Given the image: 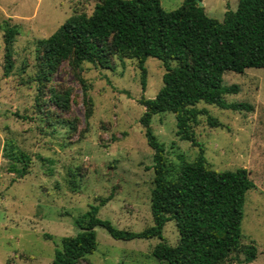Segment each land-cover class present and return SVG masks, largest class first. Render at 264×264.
I'll list each match as a JSON object with an SVG mask.
<instances>
[{"label": "rangeland", "instance_id": "rangeland-1", "mask_svg": "<svg viewBox=\"0 0 264 264\" xmlns=\"http://www.w3.org/2000/svg\"><path fill=\"white\" fill-rule=\"evenodd\" d=\"M96 2L0 0V264H53L61 238L78 233L75 219L90 206H97V217L117 229L141 232L153 225L154 153L139 122L145 110L139 101L158 94L165 72L161 62L147 59L145 89L136 61L116 59L111 70L83 65L86 91L66 62L49 83L41 87L36 81L24 84L35 79L38 43L62 26L75 9L90 14ZM182 2L159 0L166 12L178 9ZM201 2L206 15L217 21H222L227 11H235L238 4V0ZM6 26L16 30L9 76L3 71ZM24 62L28 67L22 71ZM223 84L240 88L238 94L226 96L229 103H247L253 111L239 113L199 103L195 108L208 114L199 116L194 126L199 146L179 139L171 113L156 114L150 127L175 167L181 159L193 161L202 147L212 170H247L254 188L245 194L241 243L256 248V259L249 264H264V69L225 72ZM53 91L69 94V109L61 119L72 122L74 131L56 123L60 111L50 101ZM86 99L93 103L88 120ZM208 118L220 127L211 128ZM5 141H13L31 159L23 178L8 170L3 157ZM109 196L112 199L100 206ZM95 234L96 251L79 264H162L152 255L160 243L158 238L118 241L102 227H96ZM163 241L176 246L178 233L173 221L166 223ZM231 263L238 264L236 259Z\"/></svg>", "mask_w": 264, "mask_h": 264}, {"label": "trees", "instance_id": "trees-1", "mask_svg": "<svg viewBox=\"0 0 264 264\" xmlns=\"http://www.w3.org/2000/svg\"><path fill=\"white\" fill-rule=\"evenodd\" d=\"M16 30H4V76L13 70L12 44ZM148 58L161 62L165 72L162 86L154 99L139 101L145 110L140 124L147 145L153 151V188L150 213L153 225L141 232L117 229L97 217L98 207L75 219L78 233L61 238L55 248L53 264H79L98 246L96 227L104 228L114 240L158 238L152 255L162 264H249L256 259V248L241 243V221L245 194L254 188L246 169L217 172L210 168L204 149L193 161L181 159L178 167L165 156L150 127L156 114L171 113L176 120V135L181 141L199 146L194 132L199 103L239 113H251L247 103H229L227 95L238 94V85H224L225 72L243 74L247 69H264V0H238L235 11H227L222 21L209 18L197 0H183L171 12L160 7L159 0H97L92 12L75 9L50 37L41 40L35 53L37 73L32 81L49 83L60 65L66 62L83 91L84 64L105 70L113 60H134L140 71L142 88L146 86ZM173 63L175 66L173 67ZM28 67L24 62L22 71ZM50 101L60 114L57 122L75 130L72 122L61 119L69 109V94L52 92ZM85 120L93 103L84 101ZM41 107L39 108L41 112ZM211 128L220 127L208 118ZM52 122H49V125ZM3 157L8 170L23 178L31 165L30 157L13 141H5ZM112 199H102L100 206ZM173 221L178 233L176 246L163 241L167 222ZM243 255L244 259H239Z\"/></svg>", "mask_w": 264, "mask_h": 264}, {"label": "water", "instance_id": "water-1", "mask_svg": "<svg viewBox=\"0 0 264 264\" xmlns=\"http://www.w3.org/2000/svg\"><path fill=\"white\" fill-rule=\"evenodd\" d=\"M197 3H198L199 7H203V4H202L201 0H197Z\"/></svg>", "mask_w": 264, "mask_h": 264}]
</instances>
